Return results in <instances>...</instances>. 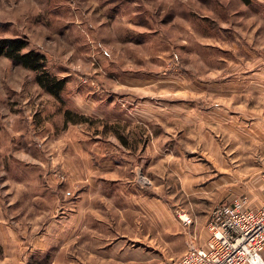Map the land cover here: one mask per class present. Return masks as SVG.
I'll return each mask as SVG.
<instances>
[{
    "label": "rangeland",
    "instance_id": "rangeland-1",
    "mask_svg": "<svg viewBox=\"0 0 264 264\" xmlns=\"http://www.w3.org/2000/svg\"><path fill=\"white\" fill-rule=\"evenodd\" d=\"M262 6L0 0V37L26 38L67 78L62 103L35 72L0 56V264H35L22 239L32 242L49 217L64 215L60 229L87 223L102 233L97 217H105L108 238L133 231L142 250L157 248V264H171L191 244L182 236L190 230L184 211L196 213L205 239L218 205L233 197L256 204L264 172ZM65 109L86 120L65 123Z\"/></svg>",
    "mask_w": 264,
    "mask_h": 264
},
{
    "label": "crops",
    "instance_id": "crops-1",
    "mask_svg": "<svg viewBox=\"0 0 264 264\" xmlns=\"http://www.w3.org/2000/svg\"><path fill=\"white\" fill-rule=\"evenodd\" d=\"M260 1L263 5L262 7L264 8V0ZM250 71L262 74L261 69H253ZM182 214H186V216L190 219L189 222L184 223L187 227L189 226L188 228H190V230L188 232H186V230L182 232L184 233L182 236L185 239L186 245L191 242L190 245L204 246L208 237L205 239L203 238L205 231L202 234V228L199 230L201 222L199 223L196 213L194 214V219L185 211ZM87 216H89L87 213L78 215L75 219L76 221L72 225L75 226L76 222L78 223L82 220L85 221ZM169 218L170 217L168 216H166V218L164 217L163 223L168 222L166 219ZM49 219V224L42 229L43 231H39L35 234V238L31 240L32 242H29L30 239L26 237L22 239V243L25 248L28 243H30L28 247L35 250V254L38 256L35 264H74L73 262L77 260H79L80 263L84 261L88 264H157V259L154 258V252L157 248H153V253H151V249L148 247L146 250H142L141 248L143 247L140 248L137 246L136 243L138 241L132 237L133 231L130 233L127 231L119 234H116L115 232V236L113 238H108L106 230L108 219L105 217H97V220L102 221L101 226L105 228L103 229V233L102 230L95 229V227H92V224L87 223V226H85L84 229L75 227L71 229H68L70 227H66L65 229L63 227L60 229L59 224L63 225V223L68 220V216L65 215L62 218L49 217ZM55 226L56 229L54 228ZM112 229L115 230V227H112ZM181 231L183 230L180 227L179 232ZM65 233H67L66 239L63 236ZM163 233L170 235L171 231L170 229H163ZM198 236H200V238H198ZM72 248L73 251L79 250L83 252L82 255H76L73 257V255L69 253ZM62 256L66 257L62 260ZM1 261L2 260H0V262Z\"/></svg>",
    "mask_w": 264,
    "mask_h": 264
},
{
    "label": "built area",
    "instance_id": "built-area-1",
    "mask_svg": "<svg viewBox=\"0 0 264 264\" xmlns=\"http://www.w3.org/2000/svg\"><path fill=\"white\" fill-rule=\"evenodd\" d=\"M180 218L184 223L188 216ZM186 215V214H185ZM204 246L190 245L171 264H262L264 262V172L263 188L256 204L248 197H233L218 205L208 222Z\"/></svg>",
    "mask_w": 264,
    "mask_h": 264
},
{
    "label": "trees",
    "instance_id": "trees-1",
    "mask_svg": "<svg viewBox=\"0 0 264 264\" xmlns=\"http://www.w3.org/2000/svg\"><path fill=\"white\" fill-rule=\"evenodd\" d=\"M251 4L252 0H243ZM0 56L7 57L13 62L35 72L36 82L47 93L64 103L63 92L67 86V78L51 72L47 66L45 53L29 47V42L21 36L0 37ZM65 123L85 121L84 116L74 113L70 109L64 110Z\"/></svg>",
    "mask_w": 264,
    "mask_h": 264
},
{
    "label": "bare ground",
    "instance_id": "bare-ground-1",
    "mask_svg": "<svg viewBox=\"0 0 264 264\" xmlns=\"http://www.w3.org/2000/svg\"><path fill=\"white\" fill-rule=\"evenodd\" d=\"M262 264H264V262Z\"/></svg>",
    "mask_w": 264,
    "mask_h": 264
}]
</instances>
